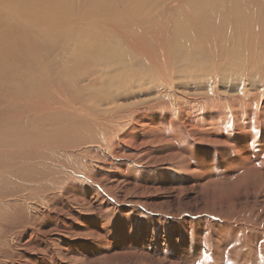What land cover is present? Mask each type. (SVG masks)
<instances>
[{"label":"rangeland","instance_id":"374dc122","mask_svg":"<svg viewBox=\"0 0 264 264\" xmlns=\"http://www.w3.org/2000/svg\"><path fill=\"white\" fill-rule=\"evenodd\" d=\"M51 4L85 12L84 17L67 24L63 44L41 38L37 59L13 65L6 56L3 65L41 75L47 63L80 49L85 41L81 33L98 18L104 22L97 25L100 32L114 24L132 27L121 28L124 38L178 25L197 51L204 49L205 33L195 31L193 23L205 17L213 24V11H220L196 9L190 0H0V12L7 14L0 16V25L12 14L8 7L30 11L29 5L39 9ZM33 29L46 33L40 26ZM197 63L193 58L190 66ZM81 74L71 69L70 78ZM13 93L12 80H0V109L9 105L8 115L27 103L10 102ZM52 96L46 92L42 99ZM222 103L218 109L213 104L200 109L190 100L182 111L143 115L146 133L133 131L114 157L136 175L100 167L96 161L82 192L75 184H47L39 177L15 184L13 193L20 198L42 202L53 194L60 202H44L40 211L53 219L39 220L35 236L32 228L14 234L16 227L1 220V264H264V98L235 106L225 99ZM55 164L78 169L73 158L61 157ZM120 229L125 231L117 236Z\"/></svg>","mask_w":264,"mask_h":264},{"label":"bare ground","instance_id":"6f19581e","mask_svg":"<svg viewBox=\"0 0 264 264\" xmlns=\"http://www.w3.org/2000/svg\"><path fill=\"white\" fill-rule=\"evenodd\" d=\"M190 3L196 9H220L212 13L216 16L213 24H207L205 17L193 23L195 31L205 33L204 49L192 51L190 40L183 39L190 35L178 25L148 36L140 32L124 38L121 28L132 27L114 24L110 31L100 32L97 25L104 22L98 18L81 33L85 41L80 49L47 63L41 75L3 65L2 60L7 56L17 65L27 58L37 59L41 38L63 44L67 24L72 26L85 12L56 4L39 9L29 5L26 9L30 11L19 5L8 7L15 17H6L0 25V80H12L15 93L8 98L10 102L27 101L24 110L12 115H8L9 105L0 109V222L6 218L8 228L16 227L14 234L32 228L31 236H35L39 220L53 219L40 211L44 202L52 206L60 202L53 194L42 202L20 198L13 193L15 184L39 177L47 184H75L82 192L83 180L91 179L96 161L100 167L136 175L124 164L115 163L114 157L133 131L146 133L143 115L182 111L190 100L200 109L212 107L210 104L218 109L223 99L235 106L264 98V0ZM6 15L0 12V16ZM28 26H40L46 33L26 31ZM197 40L198 36L191 42ZM193 58L200 63L190 66ZM71 69L82 74L70 78ZM228 89L232 92L227 93ZM46 92L53 95L51 99H42ZM29 93L30 98L25 99ZM61 157L75 159L78 169L57 167L55 161ZM120 231L117 236L125 230Z\"/></svg>","mask_w":264,"mask_h":264}]
</instances>
